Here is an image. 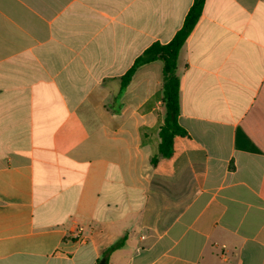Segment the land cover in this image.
I'll return each mask as SVG.
<instances>
[{"label": "crops", "instance_id": "obj_1", "mask_svg": "<svg viewBox=\"0 0 264 264\" xmlns=\"http://www.w3.org/2000/svg\"><path fill=\"white\" fill-rule=\"evenodd\" d=\"M193 2L0 0V264H264V0H206L172 158L163 62L115 102Z\"/></svg>", "mask_w": 264, "mask_h": 264}, {"label": "trees", "instance_id": "obj_2", "mask_svg": "<svg viewBox=\"0 0 264 264\" xmlns=\"http://www.w3.org/2000/svg\"><path fill=\"white\" fill-rule=\"evenodd\" d=\"M206 0H194L191 9L185 17L183 27L177 32L175 37L166 44L153 43L140 57H138L131 69L121 78V88L116 103H120L122 96L130 85L137 70L155 61L163 62V84L161 99L164 108V119L158 127L160 144L157 155L153 156L152 163L155 165L159 159H170L174 155L175 140L177 137H184L187 132L179 124L181 111V80L178 75V59L180 52L188 38L196 28L203 15ZM125 244V239H121L109 250H107L101 260L96 264H101L106 260L108 264L110 256L116 250L121 249Z\"/></svg>", "mask_w": 264, "mask_h": 264}, {"label": "water", "instance_id": "obj_3", "mask_svg": "<svg viewBox=\"0 0 264 264\" xmlns=\"http://www.w3.org/2000/svg\"><path fill=\"white\" fill-rule=\"evenodd\" d=\"M101 264H106V260H102Z\"/></svg>", "mask_w": 264, "mask_h": 264}]
</instances>
